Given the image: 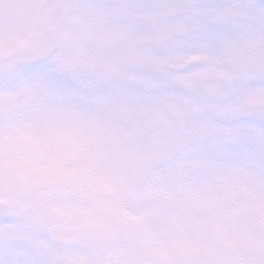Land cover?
Wrapping results in <instances>:
<instances>
[{
    "label": "snow or ice",
    "instance_id": "obj_1",
    "mask_svg": "<svg viewBox=\"0 0 264 264\" xmlns=\"http://www.w3.org/2000/svg\"><path fill=\"white\" fill-rule=\"evenodd\" d=\"M0 264H264V0H0Z\"/></svg>",
    "mask_w": 264,
    "mask_h": 264
}]
</instances>
